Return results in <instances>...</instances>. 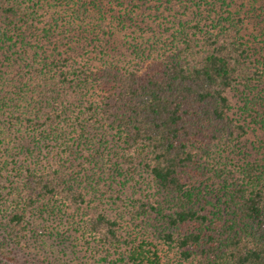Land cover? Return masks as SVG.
<instances>
[{
	"label": "trees",
	"instance_id": "1",
	"mask_svg": "<svg viewBox=\"0 0 264 264\" xmlns=\"http://www.w3.org/2000/svg\"><path fill=\"white\" fill-rule=\"evenodd\" d=\"M0 264H264V0H0Z\"/></svg>",
	"mask_w": 264,
	"mask_h": 264
},
{
	"label": "rangeland",
	"instance_id": "2",
	"mask_svg": "<svg viewBox=\"0 0 264 264\" xmlns=\"http://www.w3.org/2000/svg\"><path fill=\"white\" fill-rule=\"evenodd\" d=\"M247 147L249 148L250 152H252L251 145L248 144Z\"/></svg>",
	"mask_w": 264,
	"mask_h": 264
}]
</instances>
